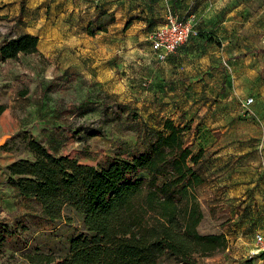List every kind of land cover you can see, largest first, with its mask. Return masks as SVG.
<instances>
[{"label":"rangeland","instance_id":"374dc122","mask_svg":"<svg viewBox=\"0 0 264 264\" xmlns=\"http://www.w3.org/2000/svg\"><path fill=\"white\" fill-rule=\"evenodd\" d=\"M3 2L7 7L3 15L8 18L0 19V39L23 24V18L18 17L22 6L31 30L41 32L55 22L54 0ZM155 3L143 0L130 5V10L135 8L134 15L147 19L151 16L154 20L158 13ZM168 9V15L177 12L191 20L201 35L180 47L182 54L175 56H179L181 63L176 66L173 58L157 64L146 34L139 45L142 58L130 64L129 73L136 82L127 86L126 90L131 92L125 95L127 99L90 96L80 101L86 86L84 80L80 85L67 74H57L56 68H52L54 61L43 57L40 49L39 54L0 63V104L6 106L0 116V141L7 136L0 145V221L28 224L30 230L24 237L30 247L65 255L71 239L87 233L82 216L72 208H65L62 219L49 222L39 203L23 198L8 185L7 166L21 158H34L28 147L32 135L53 151L102 167L116 155L133 156L146 151L153 141L151 130L159 128V120L170 115L177 123L190 125L186 141L195 151L205 141L220 140L230 144L224 151L238 158L233 168L245 166L243 159L264 158V52L257 51L264 48V0H178L171 2ZM92 18L96 22L94 15ZM153 26L148 25L145 31ZM19 63L32 68L35 74L25 73L13 81L10 68ZM170 64L173 66L166 81L173 88L184 90L186 102L191 101L183 110L174 111L175 101L157 102L149 98L157 84L151 71ZM251 97L253 105L244 109L242 103ZM208 122L216 123L211 132L205 130ZM92 128L102 133L91 136L88 130ZM210 195L204 189L200 196L207 217L198 229L201 233L225 234L229 247L211 256L198 257L197 264H264V255H256L261 250L254 238L257 231H264L259 228L260 219L257 215L242 219L258 210L251 208L250 212L249 207H242L245 198L239 200L238 207L230 208L225 194L218 199L217 195ZM21 254L7 249L0 254V264H27ZM161 262L178 264L168 257Z\"/></svg>","mask_w":264,"mask_h":264},{"label":"trees","instance_id":"16d2710c","mask_svg":"<svg viewBox=\"0 0 264 264\" xmlns=\"http://www.w3.org/2000/svg\"><path fill=\"white\" fill-rule=\"evenodd\" d=\"M23 13L24 6L18 17ZM101 15L97 29L106 30L115 15ZM7 18L0 13V19ZM130 24L127 21L125 28ZM200 35L199 31L194 37ZM0 53L16 61L20 55L39 54V37L23 33L7 39L0 44ZM4 110L0 104V115ZM157 124L146 151L116 155L102 167L53 151L32 135L28 147L34 158L7 166L8 185L39 203L49 222L62 219L65 208H72L82 216L87 233L71 239L68 253L56 255L28 245L24 234L30 228L25 222L0 221V254L7 249L21 251L27 264H162L165 257L178 264H197L198 257L226 250L225 234L198 229L204 219L199 189L208 182L203 171L205 150L195 151L186 141L190 125L170 116ZM88 132L102 133L95 128Z\"/></svg>","mask_w":264,"mask_h":264},{"label":"crops","instance_id":"0c3cea01","mask_svg":"<svg viewBox=\"0 0 264 264\" xmlns=\"http://www.w3.org/2000/svg\"><path fill=\"white\" fill-rule=\"evenodd\" d=\"M142 1L54 0L52 6L55 19L54 24L52 22L50 26H45L41 32L34 31L27 27L29 17L28 15H24L23 24L18 29L16 28L15 32L11 35L3 36L0 39V44L7 39L23 33L37 35L39 37V49L41 50L42 56L51 58L54 61L52 68H56L57 74H67L69 78H75V81L80 85L84 80L86 86H83V93L79 98L80 101L86 100L90 96L101 99L106 96L127 99L125 95L131 93L126 90L127 86H129V83L136 82L133 75L129 73V70L131 71L132 69V65L130 64L136 62L143 56L139 45L142 44L148 32L145 31V28L148 25H154L153 28H156L166 22L169 12L168 5L171 2L177 3L178 0H152L154 2L156 1L155 4L158 5V13L155 15L157 18L154 20H151V16L147 19L144 15H134L133 13H136L135 8L134 10H130V5H136ZM146 1L150 2V0H144V2ZM5 5L6 3L0 0V8H2L1 14L7 13V7ZM102 12H114L115 15V21L106 25V30L97 29V23L101 21L102 17H100V14ZM93 15L96 19L94 23ZM129 20L131 24L128 28H125V23ZM95 25L96 27L91 28L94 33H90L89 26ZM175 54L181 55L182 53L178 50L169 57L173 58L174 65L178 66L181 62L179 61V56H175ZM22 56L28 55H20V58ZM0 58L2 59L0 61L2 64L14 61L4 58L1 53ZM157 64H162V62L157 61ZM172 66L170 64L167 68L161 67L156 69L155 72L151 71L153 73V80L157 84L149 92V98L153 101L157 100V102H161V100L169 102L175 101L177 103L172 104H175L174 111L178 109L183 110L188 107L191 101L186 102L187 95L184 90L178 88V86L173 88V85H170V81H166L169 78V68H172ZM3 67L6 68V66ZM152 68L153 65L148 69ZM10 73L13 81L19 78V75L25 73L35 74L32 68L25 65L21 66L20 63L10 68ZM170 117L175 118L174 116ZM190 118L197 119V117L193 116H190ZM205 120H207V117ZM215 124L212 125L211 122H208L205 130L211 132V128ZM229 145H225L220 140H213L203 142L198 148L205 150L203 171L208 177L207 184L199 189L201 206L202 200L200 196H202L204 189H207L209 195L211 194L210 196L212 197L217 195L216 199L220 198L222 196L221 194H225L226 199L231 202L230 208L238 207L239 205L237 203L239 200L245 198L244 203L241 204L242 207H249L248 210L250 212H252L251 208H256L258 213L255 214V211L252 215H247L242 219L247 220L249 217L257 215L260 219L258 223L260 224L259 228L264 229V158L243 159L242 164L245 166L233 168L232 165L238 158H233L231 154L229 155L226 152ZM79 161L90 164L80 159ZM206 217L207 215L204 214V219ZM202 222L198 228H200ZM208 233L221 232L212 231L204 234Z\"/></svg>","mask_w":264,"mask_h":264},{"label":"built area","instance_id":"2783aa9c","mask_svg":"<svg viewBox=\"0 0 264 264\" xmlns=\"http://www.w3.org/2000/svg\"><path fill=\"white\" fill-rule=\"evenodd\" d=\"M198 29L191 20L183 19L176 13H170L167 21L147 33V40L155 53L156 59L160 62L166 61L172 54L190 38L198 35ZM254 98H248L242 103L244 109H250ZM259 252L256 255H264V231H257L254 235Z\"/></svg>","mask_w":264,"mask_h":264},{"label":"water","instance_id":"95a60500","mask_svg":"<svg viewBox=\"0 0 264 264\" xmlns=\"http://www.w3.org/2000/svg\"><path fill=\"white\" fill-rule=\"evenodd\" d=\"M7 138V136H4L1 141H0V145H3L5 143V139Z\"/></svg>","mask_w":264,"mask_h":264}]
</instances>
